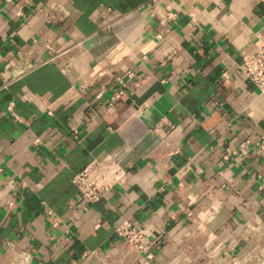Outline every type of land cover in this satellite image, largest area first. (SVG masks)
<instances>
[{
    "label": "crops",
    "instance_id": "obj_1",
    "mask_svg": "<svg viewBox=\"0 0 264 264\" xmlns=\"http://www.w3.org/2000/svg\"><path fill=\"white\" fill-rule=\"evenodd\" d=\"M260 48L264 0H0V264H264ZM107 156L128 178L87 205Z\"/></svg>",
    "mask_w": 264,
    "mask_h": 264
},
{
    "label": "built area",
    "instance_id": "obj_2",
    "mask_svg": "<svg viewBox=\"0 0 264 264\" xmlns=\"http://www.w3.org/2000/svg\"><path fill=\"white\" fill-rule=\"evenodd\" d=\"M10 1V0H8ZM174 15V14H173ZM239 69L245 74L248 80L255 86V89L264 94V48H260L254 53H241V63ZM227 72L223 73L226 77ZM127 77L134 79L135 74L128 72ZM139 81L136 83L138 87ZM125 94L124 88H116L111 92L108 100L109 107L113 108L118 99ZM8 111L12 113L13 104L8 105ZM228 156L225 157L227 159ZM2 171V168H0ZM128 178L127 171L112 157L107 156L101 160L95 159L89 162L72 179L78 194L87 205H92L101 200L107 193L117 185L123 183ZM12 205V203H10ZM51 227L57 228L60 220L51 212L48 216ZM114 235L136 252L137 258L152 259L155 241L148 229L137 227L131 221L125 220L114 228ZM29 252H24L22 264H27ZM144 263V262H143Z\"/></svg>",
    "mask_w": 264,
    "mask_h": 264
}]
</instances>
